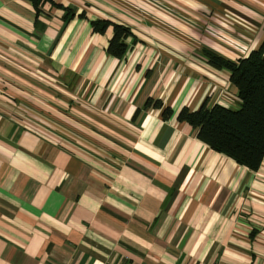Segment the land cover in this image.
<instances>
[{"label": "crops", "instance_id": "0c3cea01", "mask_svg": "<svg viewBox=\"0 0 264 264\" xmlns=\"http://www.w3.org/2000/svg\"><path fill=\"white\" fill-rule=\"evenodd\" d=\"M54 2L0 0V264H264V159L178 120L240 104L203 50L260 47L264 0Z\"/></svg>", "mask_w": 264, "mask_h": 264}, {"label": "trees", "instance_id": "16d2710c", "mask_svg": "<svg viewBox=\"0 0 264 264\" xmlns=\"http://www.w3.org/2000/svg\"><path fill=\"white\" fill-rule=\"evenodd\" d=\"M37 10L45 2L54 0H31ZM59 5V4H57ZM60 6V5H59ZM96 30L103 32L111 22L95 20ZM114 36L108 52L122 58L128 50L127 39L132 35L129 27L112 23ZM208 63L216 69L230 73V80L240 100L238 107L216 103H204L198 110L184 107L178 114L179 121H186L198 130V137L214 150L221 152L239 164L258 170L264 159V43L247 56L236 60L203 50ZM163 107L161 100L148 99L146 107ZM170 107L163 109V117L172 116Z\"/></svg>", "mask_w": 264, "mask_h": 264}, {"label": "rangeland", "instance_id": "374dc122", "mask_svg": "<svg viewBox=\"0 0 264 264\" xmlns=\"http://www.w3.org/2000/svg\"><path fill=\"white\" fill-rule=\"evenodd\" d=\"M235 107H238V105H236Z\"/></svg>", "mask_w": 264, "mask_h": 264}]
</instances>
